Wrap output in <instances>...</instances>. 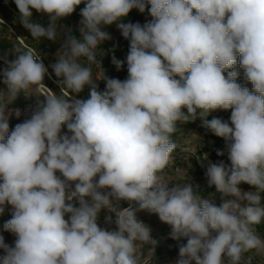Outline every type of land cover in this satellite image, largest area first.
<instances>
[{"label": "clouds", "instance_id": "9594fccd", "mask_svg": "<svg viewBox=\"0 0 264 264\" xmlns=\"http://www.w3.org/2000/svg\"><path fill=\"white\" fill-rule=\"evenodd\" d=\"M14 3L33 40L57 41L60 21L84 7L79 38L66 30L50 65L59 94H40L51 74L37 51L13 47L14 59L0 56V213L11 206L3 227L16 237L12 246L0 236V264H151L158 241L138 218L141 211L167 224L172 240H186L174 264L264 257L256 231L264 224V0ZM148 5L150 21L121 22ZM33 9L47 15V26L33 22ZM114 23L129 41L123 81L105 76L97 59L111 39L102 27ZM112 63L120 70L125 62L113 56ZM239 69L251 90L237 82ZM94 78L105 81L103 92ZM85 86L88 99L70 96ZM21 93L44 99L9 132L6 109ZM217 110H231L230 123L208 119ZM197 118L226 142L230 166L209 162L205 171L208 186L221 194L219 206L191 183L164 175L178 126ZM241 182L253 190L243 191ZM103 210L114 214L104 220L115 229L98 223Z\"/></svg>", "mask_w": 264, "mask_h": 264}, {"label": "rangeland", "instance_id": "374dc122", "mask_svg": "<svg viewBox=\"0 0 264 264\" xmlns=\"http://www.w3.org/2000/svg\"><path fill=\"white\" fill-rule=\"evenodd\" d=\"M2 3H0V9L6 13H12L15 16L19 17L18 9L16 8V5L14 3V0H2ZM32 20L33 22H36L43 14L37 13L34 9ZM138 11H132L128 14L127 17L123 18L121 22L123 23H135L132 22L131 18L133 15H136ZM145 18H152L150 15H145ZM0 22L1 19H0ZM6 30L0 29V39H4L5 41L10 39L17 40L20 44H23L24 39L30 40L32 39L31 34L28 32L27 29H25L19 21L14 22L13 25H9L5 23ZM10 29L12 31H10ZM102 30H107L110 32L111 35H122L120 30L117 28L116 24H112L110 26H103ZM60 37L57 41H53L50 45V48H41L39 52L43 54L44 57L48 59L49 65L56 62V53L61 48L62 41L64 40L66 36V30L64 27L59 29ZM37 51V50H35ZM38 52V51H37ZM5 54H7V57L9 60L15 58V54L12 53V51L7 48L5 50ZM5 54L0 52V56H4ZM4 67L3 60H0V69ZM242 75L243 69H240ZM99 71V70H97ZM96 71L94 68V75H96ZM0 80H2V77H0ZM95 83L98 85V90L103 92L101 90L100 85H104L105 81L102 79H95ZM56 84L55 90H60L59 85L57 82L54 81ZM250 90L252 89V85L250 82L246 81L245 79V85ZM5 88V85H3L2 82H0V90H3ZM50 91L53 92V90L42 86L40 90V94H46ZM70 96H75L78 99H88L89 98V87L85 86V89L77 94H70ZM29 97L32 98V100H29ZM41 100L40 97H37L36 95H30L25 96L23 93L18 95L16 100L9 104L6 109V113H12L9 116V119H15L17 118L14 115V111L16 109H19L21 112V115L19 118L23 117L26 113H29V109L31 107H34L37 103V100ZM230 115L231 110H217L212 112L209 117L212 119L213 117L221 118L222 120L230 123ZM182 126L180 130V134L178 138L175 140V143L177 145L178 151L176 153L172 154V160L167 169L165 170V177L166 180L171 183H177V184H185V183H191L198 191V193L205 199H211L213 200L217 206L221 203V199L214 198V195L218 193L215 189V187H209L207 184V180L205 175L201 172V168H207L208 163H217L219 161H223L226 165H228L223 158H219L217 160L210 157V154L213 151H216L215 148V142H217V139L220 137H217L213 135L210 131L205 129L204 131H201L200 128L202 126V120L200 118L195 119L194 121L187 122L180 124ZM12 128L9 129V132H11ZM207 146V149L205 150L204 147ZM194 158V161L192 160ZM230 166V165H228ZM244 182H241L239 187L243 191H251L253 189H249L244 186ZM231 198V197H229ZM122 202V201H121ZM4 211L2 214V218L4 220H9L11 218V206L10 205H4ZM128 207V205L126 206ZM107 215H113L107 212V210H103L100 214V218L98 223L101 227H108L111 229H115V226L113 224H105V216ZM138 218L142 220L144 223H146L151 229H152V237H167L170 233V227L162 223L158 216L155 214H149L148 212L141 211L138 213ZM256 231L264 238V224L257 226ZM0 236L4 237L5 243L14 246V241L16 237L14 234L8 232V231H1ZM141 254L144 257L148 256V248L145 246L143 249H141ZM4 255L3 249H0V256ZM179 252L174 254L171 257H168L166 259H159L154 262H151V264H174L176 259H178ZM248 255H251L253 257L252 264H264V257L256 256L253 253H249Z\"/></svg>", "mask_w": 264, "mask_h": 264}, {"label": "trees", "instance_id": "16d2710c", "mask_svg": "<svg viewBox=\"0 0 264 264\" xmlns=\"http://www.w3.org/2000/svg\"><path fill=\"white\" fill-rule=\"evenodd\" d=\"M2 0H0V3ZM84 5L81 4L80 6L77 7L76 11L69 17H66L64 19H62L60 21L61 25H63V27L65 28V30H71V33L75 36H77L79 38L80 34L78 31L79 28V21L81 20V17L79 15L80 13V9L83 8ZM148 7H150V5H148L145 9V12L141 13L139 12V10L137 9H132L130 12L132 11H138V13L136 15H133V17L131 18L132 22L135 23H140L141 25H143L144 23L150 21L152 18H145V15H149L148 13ZM0 19L2 22H0V29L1 30H6V25L7 24H11L13 25L14 22L19 21V17L15 16L12 13H6L4 11H2L0 9ZM36 23H41L44 26H47L48 24V17L46 14H43L37 21ZM107 31V30H104ZM108 32V31H107ZM110 34V32H108ZM111 39L104 41L98 48L99 52H103V55H98L97 59L101 62V66H102V70L104 72V75L109 77V78H117L120 79L121 81H123L124 79H126L128 73H127V65H126V56L129 50V41L124 39L122 35H111ZM53 41L48 40V39H41V40H27L24 39L23 44H20L17 40L15 39H10L5 41L4 39H0V52L5 54V50L7 48H9L12 53L13 52V47H20L22 49H33V50H37L38 53L41 55V58L43 60V63L45 64L46 67H49V73L51 74L50 76H46L43 83L45 85V87L53 90L54 93L59 94L60 90H55L56 88V84L54 83V81H57V78L55 77L54 73L52 72V69L48 63V59L46 57L43 56V54L41 52H39V50L41 48H50V45ZM41 51V50H40ZM15 54V53H14ZM115 56L116 59L124 61V65L120 70H117L116 66L112 63V57ZM240 75L237 78V82L241 83L242 86L245 85V77L244 75H242L241 70L239 69ZM101 90L104 91L106 84L104 85H100ZM41 100L44 99L43 96H39ZM29 100H32L31 97H29ZM30 115L29 113H26L23 117L21 118H15V119H9V129L12 128L14 129V127L18 124V123H22L28 116ZM208 119H210V117H208ZM182 126L179 125L178 126V130L177 132L173 135V140L175 141L179 134H180V130H181ZM201 131H204V127L200 128ZM64 132L67 131L66 127H64L63 129ZM215 144V148L217 149L216 151H213L210 154V157L217 160L219 158H223L225 160V162L230 165V161L228 160V154H227V149H226V142L223 138H218L217 142L214 143ZM204 149H207V146L204 147ZM223 151L224 155L220 156L217 155V151ZM178 151V148L176 147L175 151L173 153H176ZM193 162L194 158H192ZM201 172L205 175V171L206 168H201L200 169ZM245 187L249 188V189H253L251 185L245 183L244 184ZM214 198L216 199H221V194L220 193H216L214 195ZM128 205V203L126 201H122L121 202V207H126ZM115 219V216L113 217V220ZM5 222H7V220H4L2 218V214L0 213V232L1 231H5L4 230V224ZM113 225L115 226V224L113 223ZM154 239H156L158 241L156 248H155V254L152 255L151 257V262H154L156 260L159 259H166L168 257L173 256L174 254H176L177 252H179L178 250V244L179 243H186V240H182V241H174L171 238H169V236L163 238V237H157L154 236Z\"/></svg>", "mask_w": 264, "mask_h": 264}]
</instances>
